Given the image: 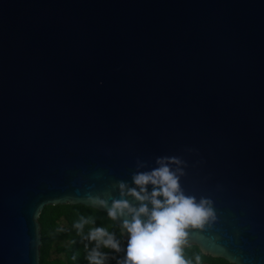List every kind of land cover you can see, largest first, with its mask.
<instances>
[{
	"label": "water",
	"instance_id": "water-1",
	"mask_svg": "<svg viewBox=\"0 0 264 264\" xmlns=\"http://www.w3.org/2000/svg\"><path fill=\"white\" fill-rule=\"evenodd\" d=\"M160 156L213 202L188 245L264 264V0H0V264Z\"/></svg>",
	"mask_w": 264,
	"mask_h": 264
},
{
	"label": "clouds",
	"instance_id": "clouds-1",
	"mask_svg": "<svg viewBox=\"0 0 264 264\" xmlns=\"http://www.w3.org/2000/svg\"><path fill=\"white\" fill-rule=\"evenodd\" d=\"M186 167L178 156L157 157L151 168L137 160L130 182L116 181L104 194L107 198L87 193L85 202L106 211L126 236L122 245L108 228L90 227L84 236L94 243L87 251L88 264H106L109 256L102 248L123 253L116 264H201L202 257L187 258L185 248L191 231L204 229L216 220V214L210 199H197L182 188ZM94 224V218L81 216L74 227L83 233L86 225Z\"/></svg>",
	"mask_w": 264,
	"mask_h": 264
},
{
	"label": "trees",
	"instance_id": "trees-1",
	"mask_svg": "<svg viewBox=\"0 0 264 264\" xmlns=\"http://www.w3.org/2000/svg\"><path fill=\"white\" fill-rule=\"evenodd\" d=\"M81 216L92 217L94 225H86L83 233H79L74 227L75 222ZM41 225L40 264H88L86 259L87 251L94 246L84 236L90 227H106L116 234L125 243L120 231L114 221L110 220L107 214L95 209L81 205H59L45 206L38 218ZM88 248H85V245ZM109 259L106 264H116L123 253H114L109 249H101ZM187 258H194L196 255L202 257L201 264H232L224 258L214 257L202 253L195 245H188L185 248Z\"/></svg>",
	"mask_w": 264,
	"mask_h": 264
}]
</instances>
